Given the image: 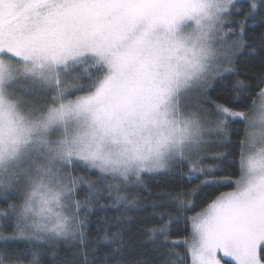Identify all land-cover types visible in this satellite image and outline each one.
<instances>
[{
  "label": "snow or ice",
  "instance_id": "6c2138e0",
  "mask_svg": "<svg viewBox=\"0 0 264 264\" xmlns=\"http://www.w3.org/2000/svg\"><path fill=\"white\" fill-rule=\"evenodd\" d=\"M0 264H264V0H0Z\"/></svg>",
  "mask_w": 264,
  "mask_h": 264
},
{
  "label": "trees",
  "instance_id": "16d2710c",
  "mask_svg": "<svg viewBox=\"0 0 264 264\" xmlns=\"http://www.w3.org/2000/svg\"><path fill=\"white\" fill-rule=\"evenodd\" d=\"M146 180L153 193L158 192L160 190L158 187H156L158 181L147 179V177H146Z\"/></svg>",
  "mask_w": 264,
  "mask_h": 264
}]
</instances>
